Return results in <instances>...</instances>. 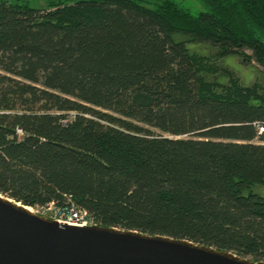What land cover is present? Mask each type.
<instances>
[{"label": "trees", "instance_id": "trees-1", "mask_svg": "<svg viewBox=\"0 0 264 264\" xmlns=\"http://www.w3.org/2000/svg\"><path fill=\"white\" fill-rule=\"evenodd\" d=\"M200 2L0 0V195L264 261V0Z\"/></svg>", "mask_w": 264, "mask_h": 264}, {"label": "water", "instance_id": "water-1", "mask_svg": "<svg viewBox=\"0 0 264 264\" xmlns=\"http://www.w3.org/2000/svg\"><path fill=\"white\" fill-rule=\"evenodd\" d=\"M0 264H264L160 234L73 226L0 195Z\"/></svg>", "mask_w": 264, "mask_h": 264}, {"label": "rangeland", "instance_id": "rangeland-1", "mask_svg": "<svg viewBox=\"0 0 264 264\" xmlns=\"http://www.w3.org/2000/svg\"><path fill=\"white\" fill-rule=\"evenodd\" d=\"M29 3H33L37 6L44 7L46 0H24ZM182 7L190 11L193 15L205 11L204 5L200 0H176ZM189 50L198 52L200 55L212 57L217 49L206 44H193L188 45ZM247 55H250L249 51H246ZM217 64L221 67H225L231 70L234 75L240 80L242 84L249 85L254 82L259 83L264 88V71L253 60L249 58H242L237 56H228L217 61ZM208 78L216 80L221 83H225L227 78L224 74H217L216 76H208ZM253 143L264 144L261 139L253 140ZM253 191L264 196V187L255 186ZM33 210V209H32Z\"/></svg>", "mask_w": 264, "mask_h": 264}, {"label": "built area", "instance_id": "built-area-1", "mask_svg": "<svg viewBox=\"0 0 264 264\" xmlns=\"http://www.w3.org/2000/svg\"><path fill=\"white\" fill-rule=\"evenodd\" d=\"M259 133L263 132V128L259 127ZM36 213L48 218L57 220L60 223H66L73 226H88L94 225L89 214L73 205L56 206L54 203H49L39 210H34Z\"/></svg>", "mask_w": 264, "mask_h": 264}]
</instances>
